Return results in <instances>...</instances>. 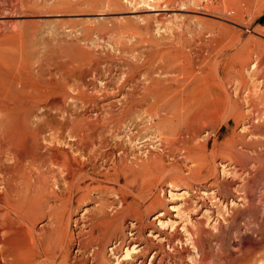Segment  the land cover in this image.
Listing matches in <instances>:
<instances>
[{
    "label": "bare ground",
    "instance_id": "obj_1",
    "mask_svg": "<svg viewBox=\"0 0 264 264\" xmlns=\"http://www.w3.org/2000/svg\"><path fill=\"white\" fill-rule=\"evenodd\" d=\"M157 1L159 3V0ZM164 2L168 1L165 0ZM171 2H169V4ZM110 4L112 5V2ZM188 4L187 6H189ZM192 4L193 6L197 4V0H192ZM181 5L183 9L186 8L184 2H182ZM249 6L248 0H222L221 5L217 3V9H221L223 12L233 10L238 15L248 10ZM190 9L191 8H189V11ZM74 10L76 9L74 8ZM222 11L221 13L220 11L218 12L219 17ZM224 16L228 17L226 15ZM235 16L238 19L239 16ZM189 17L191 16L189 15ZM228 19L232 20L231 17ZM6 21L4 24L0 22V264H67L68 255L70 253L68 247L75 234L74 230L71 228L73 210L85 199L90 197V192L93 189L109 187L105 183L111 182L117 187H120L121 190L128 189L129 187L142 190L144 187L154 186L152 184L155 179H161L163 181L178 177H186L190 183L205 181V179L209 178L208 176L210 174H214L216 150L217 159L221 161L225 158L233 160L237 157V160L242 163V170L244 171L246 169L248 173L251 174L250 177L245 180V185L241 188L242 191L240 193L238 192L237 195L236 193L233 194L235 195L234 198L238 197V201H240L243 206L236 209L229 224L225 226L222 220H218L217 235L210 232L206 237V234L201 232L202 230L195 232L192 236L194 245L199 247L202 241H210L211 237H215L217 240L218 260L221 257H228L233 253L231 246L236 243L234 242L235 238L238 240L237 243L241 244L240 248H242V246L248 247L255 239L254 236L256 237L257 234L264 231V150L258 156L250 157V159L252 158L255 162L254 169H250L247 165V160L249 158L246 157L244 153L234 149L236 143L234 137L236 135L235 129L244 121L245 117H250L245 116L242 109L244 103L243 99L245 102L249 101L246 96L241 99L232 96L230 85L228 86L226 84L224 78L226 72L224 68L228 63L226 66L221 64L223 58H220L221 55L218 56L216 54L215 56H217V59H212L214 61L209 65L202 64V60L195 59V57L201 59V54L203 55L204 51L203 49L197 50L196 48L192 50L193 48H188L190 46L182 41L185 39L183 37L187 34L184 25H182L184 23L186 24L185 17L184 23H179L183 21L178 22L180 24L178 26L179 30L172 31V35H170L171 30H169V28L168 31H170V33L169 35L165 34V36H163V34L160 36L158 34L159 31H156L160 39H166L170 36L169 42L157 41V38L153 39L156 34L149 38L138 37L141 41H139L140 44H143V41L144 43L147 41L155 46L154 49L149 52L147 58L145 57L146 60L141 64L136 65V62H133L135 66L132 69V74L127 77L132 78L141 73V79L133 80H135L136 83L140 81L142 85H139V87L138 84H131L132 89L129 90L127 84L128 90H126L124 97L122 96L123 98L121 97L119 100L115 98L122 103L121 110L119 111L117 109L119 116L116 119L113 117L115 120L111 117L114 121L109 122L110 120H107V122H105V120L104 123H102L103 121L100 123L98 120H92L90 115H85V111L79 114L78 118L72 122H68L70 119L66 122L55 121L54 113L51 112V109H56L59 105L70 102L69 99H76V97H78L83 104L89 103L90 94L93 92L88 93L91 89L87 88V86L91 83L90 81H92L93 84V80L86 78L89 74L84 73V70L82 71L80 69L77 73L75 60L78 58L75 60L71 59L63 68L60 66V68L63 69V71H61L63 80H42L44 78H41V68H39V66H37V69L29 67L27 40L29 38L28 35L31 33H28L26 30V25H30L27 23L29 21L21 22V24H19L21 25L20 28L17 26V22ZM158 21L160 22V20ZM137 22L139 21H136V25ZM241 22L243 21L241 20ZM8 23H11L9 25H11L12 28L9 27L10 31L8 30L9 32L7 31V34H3V30L7 28ZM123 23L126 24L127 22L123 21ZM230 23H228V25H230ZM222 24L221 22V25ZM126 25H128V23ZM34 26L36 25L34 24ZM155 26L158 27L159 25L157 24ZM107 28L108 27H106V29ZM173 28L176 30L177 27L175 26ZM119 29L121 30V27ZM130 29H132L131 26ZM143 29L146 34H149V25L143 27ZM158 29L159 28H155V30ZM234 29L237 28L234 27ZM125 30L126 28L123 29V31ZM127 30H129V28ZM101 31L105 33V30L103 31V29H101ZM107 31L106 33H109ZM109 31H112V29H109ZM117 31L114 29L112 32H116L115 34L118 35L120 31H118L119 33ZM123 31L121 30L123 35H127ZM52 33L55 34V31ZM131 33L134 32L131 31ZM135 33L139 35L143 34L139 31H135ZM110 34L111 32L107 35L111 36L112 34ZM199 34L200 33L197 35ZM89 35L91 34L89 33ZM137 36L134 35L133 37ZM52 37L54 40V36ZM62 37L63 35L61 38ZM111 37L113 38L114 36ZM111 37H107L108 40L112 39ZM89 38L88 36V39ZM115 39H113L114 42L111 43L117 45L115 44ZM124 39H126V37L123 38V40ZM176 39L179 41H177V45L173 43ZM55 40L57 41L58 39ZM123 40L121 39L120 41H122V44H125L126 41L124 40L123 42ZM132 40L130 39L128 44L132 42ZM188 40L189 39H187V41ZM98 41L95 42L97 43ZM57 42L59 43L60 41ZM242 42L243 41L240 43ZM118 44L120 45V43ZM60 45L58 44V46ZM80 45L78 47H80ZM86 46L87 45L84 47ZM128 46L129 45H127V47ZM134 46H132L133 50H135ZM236 48H238V46ZM74 49L75 48L72 50ZM77 49L82 48L80 47ZM3 50H5L7 54L2 56L1 53H4ZM112 50L113 49H111V51ZM122 50L128 52L126 49H119L121 53L123 52ZM133 50L129 49V51L132 52ZM85 51L81 52L79 50L78 54L81 52L82 55ZM239 52L241 51L238 50V53ZM8 53L11 55L14 53L18 54L19 57L11 58ZM205 54L206 53H204V55ZM242 54L236 56L238 57L239 68L234 73L238 82V90L248 84L243 73V66L249 60L250 54H245L244 57ZM153 55H156L158 60H155ZM65 56L67 55L65 54ZM73 56H75V54H73ZM77 56L81 58L80 61L84 62L81 56ZM84 56L87 55L85 54ZM34 58L35 57H33V59ZM42 59L43 57L41 60ZM53 60L52 63L54 62ZM60 60L58 61L60 62ZM254 62L258 63V61ZM95 63L94 66L97 65ZM253 65L261 66V63L259 61L258 64ZM84 67H82V69ZM88 68H90L89 65ZM130 68L129 71H131ZM263 69L264 68H261L260 70ZM48 71L47 73H49ZM53 72L54 71H52V73ZM124 73L123 71L122 74ZM76 75L81 78L82 84L77 81L80 87L85 88H80L81 90L78 89L77 93L74 94L70 91V87ZM122 76L125 77V75ZM258 77L259 76L256 78ZM107 80L110 81L109 79ZM123 81L125 82L126 79ZM122 82L120 84H122ZM256 83L258 84V82ZM94 86L92 88H95ZM248 86V88H250L251 85L248 84ZM255 86L257 87V85ZM72 89L73 88H71V90ZM87 89L90 90L87 91ZM253 89H255L254 86ZM256 89L254 90L255 92L258 90ZM259 97L261 98V96ZM257 107L259 108L258 105ZM66 109L67 108H65V113ZM253 110L256 111L257 109ZM57 111L61 112V110ZM70 111L71 109L69 112ZM252 111H250L251 114ZM67 114L69 115L68 112ZM30 116H33L35 119L30 120ZM258 117L260 116H257V118ZM216 119L217 127L215 126ZM230 121L233 123V127H231V137L224 139L222 142H218L217 140V144L215 141L213 148L209 150V135L215 134L217 130L218 139L220 127L227 125ZM176 122H178V127L174 130L173 127ZM185 123L191 127L190 129L187 128L189 130L185 127L188 134L187 136L182 135L185 132H183V129L181 131L180 128ZM202 128H207L209 131L206 136L204 135L202 137V140H198ZM175 134L177 138L174 137ZM139 141L142 143L141 146H137V144L140 143ZM155 143L156 145H154ZM136 146L139 148H136ZM176 152L183 154V160H185L184 169H176L168 162L169 156L171 154H176ZM181 156L176 157V159L181 158ZM212 166L213 170L211 169ZM225 187H228L227 183ZM53 200H58L59 204L53 203ZM157 201V196H152L146 205V209L152 208ZM41 219H46V222L38 226V221ZM239 220H242V222Z\"/></svg>",
    "mask_w": 264,
    "mask_h": 264
},
{
    "label": "rangeland",
    "instance_id": "obj_2",
    "mask_svg": "<svg viewBox=\"0 0 264 264\" xmlns=\"http://www.w3.org/2000/svg\"><path fill=\"white\" fill-rule=\"evenodd\" d=\"M64 1L0 0L1 24H4L6 20V22H17L16 24L20 28L21 25L19 24H21V22L29 21L27 23L30 25H26V30L28 31V33L32 34L28 35L30 39L28 38L27 40V48L29 50V67L32 69L33 67L37 69V66H39V68H41V78H44L42 80H63V74H61V71H63V69L61 68L66 66L71 59L75 60L76 58H78L75 60L76 66L78 65L77 67L75 66V68L77 69V73L81 69L82 71L84 70V73H87L89 75L91 74V77L86 74L87 79L90 78L89 80H93V84L92 81H90L91 83L87 86V88L91 89H87V91L90 90V92L88 93L93 92L91 93L92 95L90 94L89 103H91L83 104L81 99H79L78 97H76V99H69L70 102L61 104L56 109H51V112L54 113L56 122H66L69 119L70 120L68 122H72L76 120L78 118V115L83 111H85V115H90V118L92 120H98L100 123L102 121V123H104L105 120V122H107V120H110L109 122L114 121L119 116V113H117V111H120V108H122V103L117 100H119L122 96L124 97L126 90L132 89L131 84H138V86L142 85L140 81H137V83L135 81L142 78L141 73L139 75H135V77L133 76L132 78L127 77L132 74V69L134 68L135 64H141L144 60H146L149 52L155 47L154 45H152V43L147 41V44L146 42L144 43V41L143 44H140L141 41L138 37L140 36V38H149L153 37V35L155 36L156 34L155 38L153 37V39L157 38V41L161 40L169 42L170 36L166 39H160L159 35H169L170 31H168V28L169 30H171L170 35H172V31L179 30V23H184L185 17L186 24L184 23L182 25H184V28L186 29V36L189 40L187 41L186 36H184L183 38L185 39L182 41L190 46L188 48H193L192 50L196 48L197 50L203 49L204 51H202L203 55L201 54V59L199 57H195V59L202 60V64L209 65L211 64V62L213 63L214 60L212 59H217V56H215L216 54L218 56L221 55L220 58L223 57L221 64L226 66V64L228 63L226 67L229 70L226 67L224 68L226 71L224 74V78L226 84L228 86L230 85L232 96L234 98L240 99L245 98L246 96L247 100L249 101L245 102V100L243 99L244 103L242 105V109L245 113V116L250 117H245L244 121L236 127V135L234 136L236 139V143L234 149L244 153L246 157L249 158L247 160V165L249 167H247L250 169H254L255 162L252 158L250 159V157L258 156L264 150V69L260 70L261 68H264L261 67L264 66V0H248V3L251 7L249 6L248 10L242 12L241 15H238L233 10H231L232 12L229 10L223 12L221 9H217V3L221 5L222 0H197V4H195L194 6L192 4V0H166L168 2H164L165 0H163V2L162 0H159V3L157 0ZM111 2L112 5L110 4ZM169 2H171L172 4H169ZM182 2L185 3V9H183L181 5ZM187 4L189 6H187ZM188 7L193 10L190 9L189 11ZM74 8L76 10H74ZM218 10L220 11V13L222 11L220 17ZM223 14L228 17H225ZM189 15L191 17H189ZM235 15H237V17L239 16L238 19ZM230 17L232 18V20L228 19ZM226 18L228 21L226 20ZM156 19L160 20V22ZM122 20L126 21L128 25H126L127 23H123ZM137 20L139 22H137L136 25L135 23ZM241 20L243 22H241ZM30 22H32L33 25ZM221 22L223 23L222 25ZM228 23H230V25H228ZM9 24L11 23L7 24L8 29H4L3 34H7L10 31L9 27L12 28ZM34 24L36 26H34ZM157 24L159 25L158 27L155 26ZM81 25L82 27L85 25L83 29ZM147 25H149V34H146L143 29V27ZM130 26L132 29H130ZM175 26L177 27L176 30L173 28ZM106 27L112 29V31L114 29L116 31L118 30L121 34L117 31L119 34L116 35V32L109 31V29H106ZM120 27L122 31L124 28H126V30L129 28L130 32L129 30L123 31L129 36L123 35L121 30L119 29ZM234 27L237 29H234ZM77 28L81 29L79 30ZM155 28L159 29L155 30ZM99 29L100 31L101 29H103V31L105 30V33H102V31L100 32ZM54 31L56 35L52 33ZM106 31L109 33L111 32L112 35H110L114 37L112 38L111 36H108L107 34L109 33H106ZM131 31L134 33H131ZM135 31H139L143 34L139 35L135 33ZM156 31H159V35ZM89 33L92 36L89 35ZM198 33H200V36L197 35ZM133 34L135 36H138L133 37ZM62 35L64 37H62L63 39L61 38ZM52 36H54V40L52 39ZM88 36L90 37L89 39ZM104 37H111L112 39H110V41L108 40V38L106 39ZM125 37L129 40L124 39L126 41V45L124 43L123 45L121 43L122 41L120 40H123V38ZM99 38L102 40H100ZM36 39L38 42L36 41ZM55 39H58L57 41L60 42L58 43ZM113 39H115V44H117L118 46L114 45V43H111L114 42ZM130 39L133 40L128 44V41H130ZM135 39L139 40L136 41ZM95 41H98V44ZM177 41L178 40L176 39V41H174L173 43L177 45L179 42ZM241 41L243 42L240 43ZM118 43H120V45ZM58 44L61 45L58 46ZM63 45L66 47H64ZM79 45L82 49H77L80 48L78 47ZM85 45L87 46L84 47ZM127 45H129L130 48L129 46L127 47ZM240 45L242 46V48ZM132 46L135 47V50L132 49ZM235 46H238V48H236ZM59 47L61 50L59 49ZM198 47L201 48L199 49ZM73 48H75V51L72 50ZM143 48H147L148 51L147 49ZM111 49L113 50L111 51ZM119 49H126L128 52L122 50L123 52L121 53ZM129 49L133 50V52L129 51ZM141 49L145 51H142ZM79 50L81 52L87 50L89 55L87 51L84 52L87 56H84V53H82L81 55V52L80 54H78ZM238 50L241 52L238 53ZM3 51L4 53H1L2 56L4 54H7L5 50ZM204 53L206 54L204 55ZM65 54L67 56H65ZM73 54H75V56H73ZM240 54H242L243 57L245 54H250L249 60L243 66V73L248 81L247 83L251 86L250 88H248L249 86L247 84L246 86L238 90V82L234 73L239 68V61L238 57L236 56H239ZM8 55H10L11 58L19 57L18 54L15 53L13 55L8 53ZM77 55L81 56L82 59H84V62L80 61L81 58ZM59 56L61 57V60ZM205 56H207L208 58ZM33 57H35L38 61L35 58L33 59ZM42 57L43 61L41 60ZM153 57L155 58V60H158V57L156 55H153ZM52 60L54 61L53 63ZM58 60H60L61 63ZM254 61H258V63L260 61L261 66L253 65L258 64ZM133 62L136 63L133 64ZM94 63L97 65L94 66ZM88 65L91 69L88 68ZM49 67L53 69H50ZM82 67L84 68L82 69ZM127 67H131V71H129V68ZM46 70H49V73H47ZM87 70H89L90 72ZM107 70H109L110 72ZM52 71L54 72L52 73ZM123 71L125 72L124 74H122ZM105 72L108 73L106 74ZM121 74L125 75V77H123ZM257 76L259 77L256 78ZM107 79H109L110 81H108ZM125 79L127 82L123 81ZM130 80L132 81V83ZM75 81H78L80 84H82L81 78L76 75L75 79L72 82L73 84L70 87V91H72V93L74 94L77 93L78 89L81 90L80 88H82L80 87V84L78 82L76 83ZM121 82L122 84H120ZM256 82H258V84ZM127 84L129 86L128 89ZM255 85H257V87ZM93 86L97 89L92 88ZM253 86L255 89H258L256 90L259 93L257 91H254L255 89H253ZM71 88L73 89L71 90ZM259 96H261V98ZM115 98H117V100ZM257 105L259 106V108L257 107ZM79 107L81 108V110ZM65 108H67L66 113ZM70 109L71 111L69 112ZM253 109L257 110L255 111ZM57 110H61V112H58ZM250 111H252L253 115ZM67 112L69 113V115L67 114ZM109 114H112L113 116ZM257 116H260L261 118H257ZM111 117H114L115 119L113 118V120ZM34 119L35 118L33 116H30V120ZM216 123L217 119L215 121V124ZM252 123L255 125V127ZM185 125L186 123L180 128L181 131L183 129V132H185L182 135L187 136L188 134L186 129H190L191 127ZM215 126L217 127V124ZM177 127L178 122L175 123L173 129L176 130ZM231 127H233V123L231 121L227 125L221 126L219 129L218 139L217 130L215 134H210L208 137V149L210 150L213 148V144L215 143V141L217 144V140L218 142H222L224 139H228L229 137H231ZM208 131L209 130L207 128H202L200 136L198 137L199 139H197L202 140V137L204 135L206 136L208 134ZM174 137L177 138L176 134L174 135ZM139 142L140 143H138L137 146L142 145L141 141ZM154 145H156V143ZM137 146L136 148H139ZM180 156L181 158L176 159V157ZM168 162L171 163V165H173L176 169H184L183 166L185 160H183V154L181 153L176 152V154H171L169 156ZM214 164V174H210L208 176V179H205V181L201 182L190 183L186 177H178L163 181L161 179H155L152 184L154 186L144 187L142 190L136 189L135 187H129L128 189L126 188L121 190L120 187H117L114 183L111 182L105 183L109 187H105L102 189H93L90 192V197L85 199L79 206L75 207L73 210L71 218V228L74 230L75 234L68 247L70 253L68 255L67 264H264V231L260 232L257 235L255 234L256 237L253 234L255 239L249 244L250 246L248 247L242 246V248H240L241 244H238V240H236L235 238L234 242L236 243L231 246L233 253L228 257H221L218 260L217 240L215 239V237H211L210 241H202L199 247L194 245L192 236L193 234H195V232L202 230L201 232H204L206 234V237L210 234V232H212L214 235H217L218 220H222L225 226L229 224L232 216L236 212V209L243 206L241 202L238 201V197L234 198L235 195L233 194L236 193L237 195L238 192L240 193L242 191L241 188H243V186L245 185V180L250 177L251 174L248 173L246 169L244 171L242 170V163L237 160V157H235V159L233 160L229 158H225L222 161L217 159V150ZM211 169L213 170V166ZM226 183L228 187H225ZM152 196H157L158 201L152 208L146 209V205ZM233 201L236 203H234ZM52 202L55 204H59L58 200H53ZM239 221L242 222V220ZM45 222L46 219H41L40 221H38V226L44 224Z\"/></svg>",
    "mask_w": 264,
    "mask_h": 264
}]
</instances>
